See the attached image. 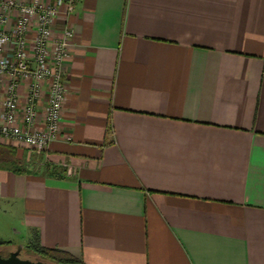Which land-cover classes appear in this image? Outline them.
I'll return each mask as SVG.
<instances>
[{
    "label": "crops",
    "instance_id": "crops-1",
    "mask_svg": "<svg viewBox=\"0 0 264 264\" xmlns=\"http://www.w3.org/2000/svg\"><path fill=\"white\" fill-rule=\"evenodd\" d=\"M69 25L59 138L0 141L24 169L0 164V238L84 264H264V0H79Z\"/></svg>",
    "mask_w": 264,
    "mask_h": 264
},
{
    "label": "built area",
    "instance_id": "built-area-1",
    "mask_svg": "<svg viewBox=\"0 0 264 264\" xmlns=\"http://www.w3.org/2000/svg\"><path fill=\"white\" fill-rule=\"evenodd\" d=\"M78 2L0 0V141L14 140L40 154L59 138L67 93L63 64L74 36L69 18ZM60 15L66 24L57 36ZM24 80L31 82L22 104L17 89ZM45 85V126L34 129Z\"/></svg>",
    "mask_w": 264,
    "mask_h": 264
},
{
    "label": "trees",
    "instance_id": "trees-1",
    "mask_svg": "<svg viewBox=\"0 0 264 264\" xmlns=\"http://www.w3.org/2000/svg\"><path fill=\"white\" fill-rule=\"evenodd\" d=\"M0 164L8 165L12 167L16 172H23L24 169L19 167V163L16 159L12 158L11 155L5 151L0 150ZM9 241H0L1 245H8ZM30 252H34L47 261L56 263V264H84L78 258H76L71 253L61 250V249H51L40 247L39 245H31L27 247Z\"/></svg>",
    "mask_w": 264,
    "mask_h": 264
},
{
    "label": "water",
    "instance_id": "water-1",
    "mask_svg": "<svg viewBox=\"0 0 264 264\" xmlns=\"http://www.w3.org/2000/svg\"><path fill=\"white\" fill-rule=\"evenodd\" d=\"M21 250L22 246L20 247V249H18V251H13L8 257H4L0 254V264H56L45 259L34 261L30 259L21 258Z\"/></svg>",
    "mask_w": 264,
    "mask_h": 264
},
{
    "label": "rangeland",
    "instance_id": "rangeland-1",
    "mask_svg": "<svg viewBox=\"0 0 264 264\" xmlns=\"http://www.w3.org/2000/svg\"><path fill=\"white\" fill-rule=\"evenodd\" d=\"M0 241H3V240L0 238ZM9 245H1L0 246V254L2 256L8 257L13 251H15V250L18 251V249H20V247H21V244L18 245V247H9ZM20 256H21V258L30 259V260H34V261H37L40 259L43 260L41 256H39L38 254H35L34 252H30L26 248L21 250Z\"/></svg>",
    "mask_w": 264,
    "mask_h": 264
}]
</instances>
